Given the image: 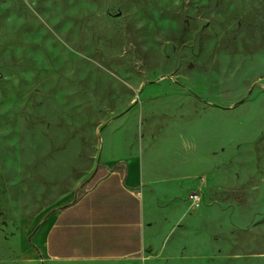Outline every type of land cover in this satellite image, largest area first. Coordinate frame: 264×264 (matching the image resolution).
I'll list each match as a JSON object with an SVG mask.
<instances>
[{"label": "rangeland", "instance_id": "374dc122", "mask_svg": "<svg viewBox=\"0 0 264 264\" xmlns=\"http://www.w3.org/2000/svg\"><path fill=\"white\" fill-rule=\"evenodd\" d=\"M143 121L214 135L147 264H264V0H0V264H43L103 129Z\"/></svg>", "mask_w": 264, "mask_h": 264}, {"label": "crops", "instance_id": "0c3cea01", "mask_svg": "<svg viewBox=\"0 0 264 264\" xmlns=\"http://www.w3.org/2000/svg\"><path fill=\"white\" fill-rule=\"evenodd\" d=\"M158 125L113 123L103 129L98 165L73 201L48 218L43 264L152 262L154 243L182 212L178 205H159L198 180L200 149L214 137L194 128H165L179 127L176 122Z\"/></svg>", "mask_w": 264, "mask_h": 264}, {"label": "built area", "instance_id": "2783aa9c", "mask_svg": "<svg viewBox=\"0 0 264 264\" xmlns=\"http://www.w3.org/2000/svg\"><path fill=\"white\" fill-rule=\"evenodd\" d=\"M189 202L191 203V210L198 211L203 205V195L200 191L194 190L189 194Z\"/></svg>", "mask_w": 264, "mask_h": 264}, {"label": "trees", "instance_id": "16d2710c", "mask_svg": "<svg viewBox=\"0 0 264 264\" xmlns=\"http://www.w3.org/2000/svg\"><path fill=\"white\" fill-rule=\"evenodd\" d=\"M66 206H68V205H65L64 207H66ZM64 207H61V208H64ZM60 209V208H59Z\"/></svg>", "mask_w": 264, "mask_h": 264}, {"label": "bare ground", "instance_id": "6f19581e", "mask_svg": "<svg viewBox=\"0 0 264 264\" xmlns=\"http://www.w3.org/2000/svg\"><path fill=\"white\" fill-rule=\"evenodd\" d=\"M177 213L179 214V212H176V214H177Z\"/></svg>", "mask_w": 264, "mask_h": 264}]
</instances>
